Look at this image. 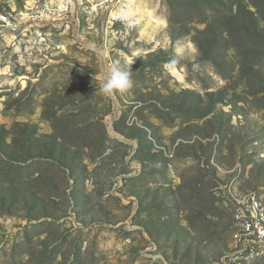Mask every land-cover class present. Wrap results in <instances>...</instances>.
I'll use <instances>...</instances> for the list:
<instances>
[{"label": "rangeland", "instance_id": "1", "mask_svg": "<svg viewBox=\"0 0 264 264\" xmlns=\"http://www.w3.org/2000/svg\"><path fill=\"white\" fill-rule=\"evenodd\" d=\"M2 2L0 264H223L228 191L264 203V0Z\"/></svg>", "mask_w": 264, "mask_h": 264}, {"label": "built area", "instance_id": "2", "mask_svg": "<svg viewBox=\"0 0 264 264\" xmlns=\"http://www.w3.org/2000/svg\"><path fill=\"white\" fill-rule=\"evenodd\" d=\"M10 25L8 13L0 0V27ZM234 209L236 232L234 252L223 264H251L264 259V203L253 192L235 194L228 191Z\"/></svg>", "mask_w": 264, "mask_h": 264}, {"label": "clouds", "instance_id": "3", "mask_svg": "<svg viewBox=\"0 0 264 264\" xmlns=\"http://www.w3.org/2000/svg\"><path fill=\"white\" fill-rule=\"evenodd\" d=\"M179 62V57H173L168 63L174 66ZM131 65L121 66L119 62H113L105 67L103 82L100 91L105 96L111 97L114 94H126L134 86L133 71Z\"/></svg>", "mask_w": 264, "mask_h": 264}]
</instances>
